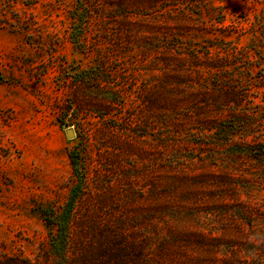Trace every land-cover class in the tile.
Returning <instances> with one entry per match:
<instances>
[{"label": "rangeland", "instance_id": "rangeland-1", "mask_svg": "<svg viewBox=\"0 0 264 264\" xmlns=\"http://www.w3.org/2000/svg\"><path fill=\"white\" fill-rule=\"evenodd\" d=\"M182 3L179 11H199L204 15L200 20L208 22L188 24L181 13L185 43L203 51L214 45L209 51L219 60L211 65L219 67L204 69L208 74L203 81L196 78L197 94L175 90V100L168 104L162 102V77L151 70L157 55L142 54L128 44L130 31L138 27L135 13L147 7V0H0V256L44 260L51 228L39 208L65 202L73 183L69 152L76 146L88 153L84 208L96 204L95 213L100 210L107 217L115 215L116 206L124 212L146 207L147 185L159 182L164 170L179 180L183 169H207V162L191 161L201 159L203 152L218 157L224 169L242 165V170H259L246 156L228 155V146L208 150L196 142L202 140L197 128L206 112L215 122L235 107L264 114V87H257L264 85V0H212L226 13L225 25H213L205 10L208 1ZM77 5L93 11L83 46L71 38ZM99 65L103 78L132 90L126 94V107L132 108L127 113L118 108L108 120L86 108L67 110L77 100L80 105L100 101L105 82L90 79L87 91L75 81L81 71ZM147 93L152 94L151 107L141 101ZM134 115L140 120L136 127L129 126ZM119 123L137 133L115 128ZM258 123L259 137L264 122ZM63 124L73 129V137ZM242 137L238 133L234 141L240 144ZM228 193L247 197L239 189ZM262 195L264 191L251 192L259 202Z\"/></svg>", "mask_w": 264, "mask_h": 264}, {"label": "trees", "instance_id": "trees-1", "mask_svg": "<svg viewBox=\"0 0 264 264\" xmlns=\"http://www.w3.org/2000/svg\"><path fill=\"white\" fill-rule=\"evenodd\" d=\"M203 1L210 4L205 5V10L213 25H225L226 13L211 4L212 0ZM147 4L145 9L135 13L139 17L135 22L138 27L130 31L128 44L142 54L157 55L151 70L162 77L164 87L160 91L166 96L163 103L175 100V90H186L187 95L197 94L196 78L203 81L204 74H208L204 69H218V65L211 64L219 59L209 51L214 45H208L207 51H203L195 47L196 44L185 43L187 37L180 33L185 30L178 18L183 13L188 24L206 25L208 22L200 20L204 15L199 11L183 7L180 12L178 7L183 4L182 0H147ZM88 8L77 5L72 16L75 31L71 38L78 46H83L81 42L87 37V25L93 18V11ZM123 16L132 19L130 14ZM16 20L20 22L19 17ZM101 70L99 65L81 71L75 80L87 91L90 79L105 82L100 101L80 105L77 100L68 104V111L86 108L100 120H108L118 108H123L125 113L132 108L126 107V94L132 90L106 80ZM190 77L194 85L185 80ZM151 95L147 93L141 97L148 107L154 105ZM236 108L216 122L208 118L212 115L204 113L205 119L197 128L202 140L196 144L208 150L228 146V155L246 156L259 166V170H242V165L224 169L218 157L203 152L201 159L196 157L191 161L198 158L197 165L207 162V169H183L179 180L168 175L173 171L164 170L159 182L147 185L150 187L145 190V199L150 203L146 207L136 205L134 211L124 212L116 206L112 209L115 215L107 217L106 212L103 215L98 214L100 210L95 213L96 204L84 208L89 197L88 153L86 147L76 146L69 152L73 183L65 202L60 206L48 204L39 208L51 228L44 260L1 255L0 264H264V195L263 202L251 196L252 191H264V135L255 134L258 122H264V114ZM129 122V126L140 125L135 115L129 117ZM122 125L114 127L137 133ZM238 133L243 134L240 144L234 141ZM138 135L146 136L144 133ZM250 135L254 136L253 140L246 139ZM233 189L241 190L247 197L240 199L228 193ZM202 193H205L204 198L200 196Z\"/></svg>", "mask_w": 264, "mask_h": 264}, {"label": "water", "instance_id": "water-1", "mask_svg": "<svg viewBox=\"0 0 264 264\" xmlns=\"http://www.w3.org/2000/svg\"><path fill=\"white\" fill-rule=\"evenodd\" d=\"M63 126L65 128H67V124H63ZM67 134H68L69 137H73L75 135L73 129H71V128H67Z\"/></svg>", "mask_w": 264, "mask_h": 264}]
</instances>
